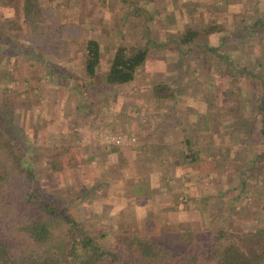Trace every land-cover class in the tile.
<instances>
[{
	"label": "rangeland",
	"instance_id": "obj_1",
	"mask_svg": "<svg viewBox=\"0 0 264 264\" xmlns=\"http://www.w3.org/2000/svg\"><path fill=\"white\" fill-rule=\"evenodd\" d=\"M55 2L63 22L97 36L101 68L88 86L77 58L30 49L22 0H1L0 125L31 164L36 182L74 216L78 229L121 251L114 231L140 227L148 211L170 228L263 226L264 155L256 157L263 141L245 138L239 126L254 112L252 81L229 76L226 57L202 41L214 45L225 37L222 49L264 68V28L250 30L253 19L264 15V0ZM211 23L221 30L206 35ZM186 24L202 31L195 48L179 42ZM245 24L252 35L239 49L232 33ZM117 42L147 45L148 59L134 80L110 86L101 76ZM158 80L171 84L175 96L154 98ZM104 132L136 139L108 147ZM185 134L193 146H212L200 150L202 163L184 164Z\"/></svg>",
	"mask_w": 264,
	"mask_h": 264
},
{
	"label": "trees",
	"instance_id": "obj_2",
	"mask_svg": "<svg viewBox=\"0 0 264 264\" xmlns=\"http://www.w3.org/2000/svg\"><path fill=\"white\" fill-rule=\"evenodd\" d=\"M56 5L55 0H22L20 20L29 27L27 46L40 47L49 56L68 54L77 58L82 65L83 81L91 86L102 64L100 42L94 34H85L79 23L63 22L57 17ZM250 26L254 32L263 30L264 15H257ZM246 27L245 24L231 32L239 49L244 48ZM217 30H221L220 26L211 23L204 33ZM202 35L201 30L186 24L179 42L195 48L199 45L193 41ZM224 39L219 38L214 45L202 43L217 56L226 57L229 76L239 75L252 81L249 93L254 112L249 119L242 118L244 126H239L245 138L252 135V140L263 141L256 155L260 157L264 155V68L260 61L254 67L241 63L230 54L231 49H222ZM148 52L147 45L117 42L102 73L103 83L113 86L134 80L148 59ZM206 84L214 86L213 82ZM175 94L167 81L153 84L152 95L156 99H168ZM207 95L205 100L209 103L211 96ZM202 118L207 125V112ZM185 135L182 139L189 151L183 154L184 164L205 161L200 150L212 146H193L191 136ZM17 147L14 138L0 125V264H264V225L242 229H231L224 224L217 228L204 225L198 229L170 228L151 211L144 215L140 227L124 226L114 231L121 251L106 248L94 235L79 230L74 216L53 193L36 182L31 164L19 154ZM242 192L240 188L239 194Z\"/></svg>",
	"mask_w": 264,
	"mask_h": 264
},
{
	"label": "built area",
	"instance_id": "obj_3",
	"mask_svg": "<svg viewBox=\"0 0 264 264\" xmlns=\"http://www.w3.org/2000/svg\"><path fill=\"white\" fill-rule=\"evenodd\" d=\"M103 142L106 146H120L125 143H134L135 136L134 135H124L121 133L111 134L110 132H104L101 134Z\"/></svg>",
	"mask_w": 264,
	"mask_h": 264
},
{
	"label": "crops",
	"instance_id": "obj_4",
	"mask_svg": "<svg viewBox=\"0 0 264 264\" xmlns=\"http://www.w3.org/2000/svg\"><path fill=\"white\" fill-rule=\"evenodd\" d=\"M5 31V30H4Z\"/></svg>",
	"mask_w": 264,
	"mask_h": 264
}]
</instances>
